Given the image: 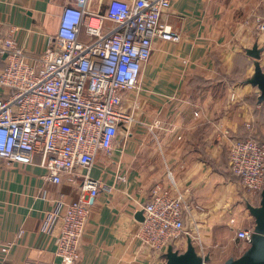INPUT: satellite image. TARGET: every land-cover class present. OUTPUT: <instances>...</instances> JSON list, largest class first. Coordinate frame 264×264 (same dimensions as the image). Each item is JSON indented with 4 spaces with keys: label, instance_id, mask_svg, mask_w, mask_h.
<instances>
[{
    "label": "crops",
    "instance_id": "crops-1",
    "mask_svg": "<svg viewBox=\"0 0 264 264\" xmlns=\"http://www.w3.org/2000/svg\"><path fill=\"white\" fill-rule=\"evenodd\" d=\"M65 1L0 0V34L14 28L17 43L36 55L54 35ZM109 1L88 0L87 6L97 10ZM169 1L161 18L180 39L153 41L140 90L125 94L131 120L120 127L111 155L99 152L91 170L109 190L90 199L67 180H45L36 163L8 165L0 158V242L11 243L5 264H61L54 253L57 232L40 229L60 195L90 201L75 264H163L166 251L142 247L133 234L136 214L155 185L180 193L187 205L179 251L190 233L209 264L242 253L234 232L253 224L246 205L257 201L231 173L228 148L254 132L264 138V102L246 81L254 63L246 49L255 42L264 70V32L257 28L264 2ZM4 64L0 55V70Z\"/></svg>",
    "mask_w": 264,
    "mask_h": 264
},
{
    "label": "built area",
    "instance_id": "built-area-1",
    "mask_svg": "<svg viewBox=\"0 0 264 264\" xmlns=\"http://www.w3.org/2000/svg\"><path fill=\"white\" fill-rule=\"evenodd\" d=\"M87 4L88 0H66L54 35L34 56L17 43L14 28L0 34L5 61L0 70V158L8 165L36 163L45 180H67L94 199L101 189H110L91 176L97 154L110 156L120 127L131 120L125 94L140 90L153 41L176 42L180 33L162 21L169 0H110L97 10ZM257 28L264 32V17ZM228 159L243 190L259 201L264 143L253 137L234 139ZM150 195L141 205L143 221L134 237L154 252L164 253L168 246L179 250L187 210L182 195L159 185ZM82 197L66 200L60 195L55 208L42 218L44 233L57 232L54 253L61 264H75L79 258L90 211V201ZM252 228L253 224L235 229L241 252L250 243ZM10 247L0 242V264H5ZM199 254L204 255L202 250Z\"/></svg>",
    "mask_w": 264,
    "mask_h": 264
},
{
    "label": "water",
    "instance_id": "water-1",
    "mask_svg": "<svg viewBox=\"0 0 264 264\" xmlns=\"http://www.w3.org/2000/svg\"><path fill=\"white\" fill-rule=\"evenodd\" d=\"M261 47L255 42L251 48L246 49V54L253 58V73L246 81L259 91L257 100L264 102V70L259 59ZM247 210L253 218V231L248 247L237 257H228L220 264H264V188L260 191L258 204L247 203ZM138 221H143L142 210L136 214ZM209 260L207 255H201L196 251L190 238L187 239L183 251L168 246L164 253L163 264H205Z\"/></svg>",
    "mask_w": 264,
    "mask_h": 264
},
{
    "label": "trees",
    "instance_id": "trees-1",
    "mask_svg": "<svg viewBox=\"0 0 264 264\" xmlns=\"http://www.w3.org/2000/svg\"><path fill=\"white\" fill-rule=\"evenodd\" d=\"M247 136H252V137L255 138L258 142H260V143H264V138L259 137V135H258L256 132H254L253 135H245V136H242V137H240V138H238V139H243V138H245V137H247ZM256 204H258V201L256 202ZM256 204H255V205H256Z\"/></svg>",
    "mask_w": 264,
    "mask_h": 264
},
{
    "label": "rangeland",
    "instance_id": "rangeland-1",
    "mask_svg": "<svg viewBox=\"0 0 264 264\" xmlns=\"http://www.w3.org/2000/svg\"><path fill=\"white\" fill-rule=\"evenodd\" d=\"M247 137H252V136H247ZM182 237H183V236H182ZM182 237H181V238H182ZM233 237H234V236H233Z\"/></svg>",
    "mask_w": 264,
    "mask_h": 264
}]
</instances>
